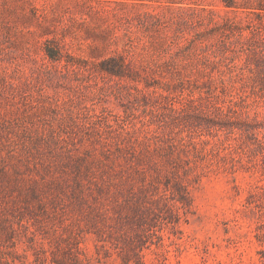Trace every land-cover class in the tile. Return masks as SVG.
Wrapping results in <instances>:
<instances>
[{
	"label": "rangeland",
	"instance_id": "1",
	"mask_svg": "<svg viewBox=\"0 0 264 264\" xmlns=\"http://www.w3.org/2000/svg\"><path fill=\"white\" fill-rule=\"evenodd\" d=\"M0 264H264V0H0Z\"/></svg>",
	"mask_w": 264,
	"mask_h": 264
}]
</instances>
